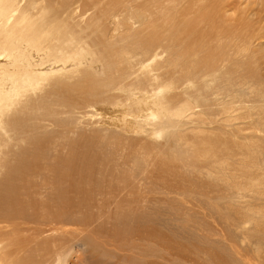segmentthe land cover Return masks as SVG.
Segmentation results:
<instances>
[{
	"label": "rangeland",
	"instance_id": "374dc122",
	"mask_svg": "<svg viewBox=\"0 0 264 264\" xmlns=\"http://www.w3.org/2000/svg\"><path fill=\"white\" fill-rule=\"evenodd\" d=\"M33 1L29 12L35 18L46 15L48 31L58 33L64 20L67 21L66 15L59 12L54 1ZM124 1L123 7L131 6L135 14L144 17L142 23L134 19L133 29H127L125 25L116 27L108 22L106 29L95 35L98 38L85 34L91 42L81 37L84 33L79 35L82 39L68 53L76 54L78 46L88 48L91 61L86 65V75L101 79V85L111 78L113 86L108 83V87L92 91L88 84L84 88L75 81L73 84L77 85L65 91L70 104L77 107H73L76 113L73 111L69 136L78 139L72 141L74 145L70 142L56 146L54 163L59 166L73 161L85 164L84 169L101 172L107 179L115 175L122 177L124 183L127 180L124 190L115 188L122 182L109 181L98 187L96 176L88 177L91 181L88 183L72 172V180L63 188L67 201L72 202L65 213L70 220L63 223L64 228L72 231L66 242V246L73 248L69 263L264 264V18L255 33L253 49L229 53L228 48L227 63L223 54L212 51L207 53L205 61L193 62L191 59H196L198 52L185 50L188 59H182L184 63L179 65L181 61L176 58L184 55V51L151 45L152 1ZM55 6L56 10L52 11ZM56 11L61 15L55 21L50 14ZM151 63L159 65L144 71ZM102 65L115 67L116 75L112 67ZM221 69L229 71L228 77L234 85L230 93L207 83ZM189 81H193L195 89L189 88ZM172 83L175 87L172 94L176 92L174 98L171 96L172 109L174 112L185 109V114L180 116L183 120L176 115L178 125L165 128L162 139L151 137L152 128H145L143 134L137 135L105 127L107 114L125 110L138 116L153 89L158 91ZM23 145L14 141L7 159ZM40 171L42 174H38ZM40 171H34L36 174L28 176L23 183V189L37 200V205L61 189L57 183L59 177L56 180L53 175H47L46 167ZM128 175L133 178L128 179ZM82 197L88 203L83 204ZM120 203L129 204L125 208L130 214L126 223L120 222L121 210L116 211L115 205ZM59 215L51 222H61ZM34 226L31 224L29 228ZM57 246L61 249V245Z\"/></svg>",
	"mask_w": 264,
	"mask_h": 264
},
{
	"label": "bare ground",
	"instance_id": "6f19581e",
	"mask_svg": "<svg viewBox=\"0 0 264 264\" xmlns=\"http://www.w3.org/2000/svg\"><path fill=\"white\" fill-rule=\"evenodd\" d=\"M24 1L25 4H23ZM51 1H54V4L59 7V12L67 17V21L64 20L65 23L58 33L48 31L46 15L35 18L29 12V7H32L35 1L0 0V264H70L73 248L66 246V242L72 231L64 228L63 223L70 220L65 213L69 210V204L72 205V202L67 201L69 198L63 188L69 180H72V172L78 173L84 180L87 179L88 183H91L88 177L95 179L96 176L99 182L96 183L98 187L106 185L109 181L113 183L123 181L122 177L115 175L111 179H107L101 172L84 169L85 164L79 165L73 161L63 162L57 166L54 163L55 152H57L55 148L57 149L56 146L60 144L61 146L70 142L72 144V141L78 139L72 140L69 136L73 111L76 113L73 107H77L70 104L65 91L73 89L77 85L73 84L75 81H78V84L84 88L88 84L92 91H99L103 88L102 86L105 87L108 83L110 85L112 83L111 78L108 83L105 82L104 79L107 78L104 76L105 78L102 77L103 81L107 84L101 85V79L99 81L95 77L86 75L88 67L86 65L91 61L87 47L85 49L83 45L78 46L80 48L74 55L68 54L72 52L70 50L77 47L78 40L87 38V34L90 36L101 34L103 29H106L105 25L108 22H113L116 27L125 25L127 29L128 27L133 29L132 21L137 19L142 23L144 17L135 14L131 6L123 7L124 2L126 3L124 0ZM151 1V45L166 50L184 51V55L181 54L176 58L177 61L179 59L181 61L179 65L184 63L182 59H188L186 57L188 53L185 50L198 52L196 59H191L193 62L199 59L201 62L205 61L209 51L223 54L225 63L229 62L230 58L226 54L228 48L229 53L236 49L237 51L251 49L256 42L255 33L260 29L261 20L264 18V0ZM24 5L27 9H24ZM56 7L52 11L56 10ZM108 7L111 9L110 11L107 10ZM59 15L61 14L56 11V13L50 14V18L56 21ZM121 18L127 19L121 20ZM83 33L86 34V37L81 35ZM79 35H81V39L78 38ZM89 41L91 42V40ZM142 42L144 43V41L141 43L139 41L140 44ZM204 52L205 55H203ZM109 60L111 59H107V61ZM157 65L159 64L156 63L155 66ZM102 66L105 68L107 65ZM155 66H152V63L146 65L144 71L148 72ZM109 67L113 68L111 71H115L116 75V68L110 65ZM109 67L107 66V68ZM219 73L216 76H211L212 78L208 79L207 83L215 85L218 90L232 92L234 85H232L231 78L228 77L229 71L221 69ZM207 74L209 73L206 72ZM189 82L191 83V81ZM194 85L192 81L189 88L195 89ZM174 89L173 83L158 91L153 89L154 94L151 93L152 95L145 97L146 101L142 105L143 112L138 116H132L125 110L107 114L104 118L105 125H107L105 127L108 129L114 127L119 130V133L137 135L143 134L145 128H152L153 135L150 136L156 140L162 139L165 135V128L178 125L175 123L176 115L183 120L180 116L185 114V109L180 108L184 113L177 109L179 114H176L178 112L175 111V113L172 109L171 96L174 98L176 94V92L174 95L172 94ZM251 89L249 91L252 92ZM191 96L190 98H192ZM203 96L205 97L204 94L202 98ZM252 101L254 102L253 99ZM259 107L261 108L260 105ZM79 109L81 111V107ZM201 109L199 107L198 110L202 111ZM78 114L83 113L79 112ZM78 122L80 124V121ZM178 123L180 122L178 121ZM84 133L86 134V132ZM121 139L123 140V138ZM14 141H20L24 145L17 152L11 154L12 158L8 157L10 159H7L8 149ZM108 151L112 152V150ZM60 158L63 159L62 156ZM41 167H46L49 170L46 171L47 175H53V179L57 180L59 177L56 182L60 183L61 189L49 196L48 199L41 198L44 200H40L41 203L37 205L35 203L37 200L29 196L26 192L28 190L23 189V183L28 176L39 172ZM57 169H59L58 174ZM34 171L36 173H33ZM38 174H42V172L40 171ZM97 174H99L98 177ZM131 178L133 177H128V179ZM49 185L52 184L49 183ZM49 185L48 189L50 190ZM126 185L127 180L126 183L122 182V185H115V188L119 187L124 190ZM85 202L86 200L82 203ZM121 206L122 203L116 204V211L121 210L120 222L126 223L130 214L125 208L129 204ZM57 213L61 214L59 215L61 222L54 224L55 222L51 221L54 216H57ZM31 224L35 226L29 228ZM57 245H61V249Z\"/></svg>",
	"mask_w": 264,
	"mask_h": 264
}]
</instances>
